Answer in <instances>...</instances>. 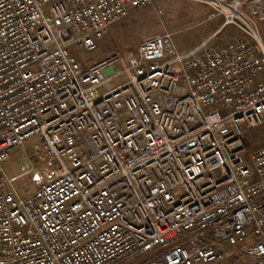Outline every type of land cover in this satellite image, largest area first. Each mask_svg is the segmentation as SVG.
<instances>
[{"label": "built area", "instance_id": "1", "mask_svg": "<svg viewBox=\"0 0 264 264\" xmlns=\"http://www.w3.org/2000/svg\"><path fill=\"white\" fill-rule=\"evenodd\" d=\"M205 1L192 47L83 65L151 0H0V264H264V0Z\"/></svg>", "mask_w": 264, "mask_h": 264}, {"label": "rangeland", "instance_id": "2", "mask_svg": "<svg viewBox=\"0 0 264 264\" xmlns=\"http://www.w3.org/2000/svg\"><path fill=\"white\" fill-rule=\"evenodd\" d=\"M208 11L209 6L204 0H151L148 5L132 9L127 16L112 24L95 50L85 51L70 48V51L83 65H87L113 52L119 51L128 54L135 52L136 45L143 37L164 31L172 32L176 47L179 50H185L192 47L201 37H205L217 26V19L204 20ZM257 25L258 34L264 46V15L258 18ZM236 34H238V30L227 25L214 40L216 42L224 41ZM120 67L121 63L119 62H114L112 65V69ZM263 75L264 72L262 77ZM243 144L247 151L264 144V121L261 124L245 128ZM24 152L26 156L19 158V149H12L8 159L3 162V167L7 172L16 173L19 162L30 159L27 148ZM24 180V177L19 178V182ZM128 264H135V262ZM234 264H241V260Z\"/></svg>", "mask_w": 264, "mask_h": 264}, {"label": "bare ground", "instance_id": "3", "mask_svg": "<svg viewBox=\"0 0 264 264\" xmlns=\"http://www.w3.org/2000/svg\"><path fill=\"white\" fill-rule=\"evenodd\" d=\"M204 2L206 3V1L204 0ZM207 4V3H206ZM257 30H258V25H257ZM162 33V32H161ZM140 42V41H139ZM99 44V43H98ZM139 44V43H138ZM137 44V45H138ZM137 45H136V48H137ZM136 48H135V50H136ZM126 52H129V51H126ZM133 53H135V52H131L130 54H133ZM262 78H264V77H262Z\"/></svg>", "mask_w": 264, "mask_h": 264}]
</instances>
